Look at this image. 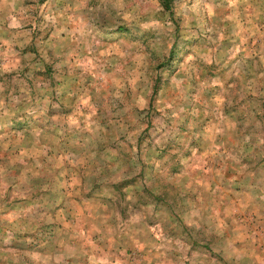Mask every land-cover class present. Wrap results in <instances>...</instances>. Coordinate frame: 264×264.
Here are the masks:
<instances>
[{
    "label": "rangeland",
    "instance_id": "rangeland-1",
    "mask_svg": "<svg viewBox=\"0 0 264 264\" xmlns=\"http://www.w3.org/2000/svg\"><path fill=\"white\" fill-rule=\"evenodd\" d=\"M0 264H264V0H0Z\"/></svg>",
    "mask_w": 264,
    "mask_h": 264
}]
</instances>
